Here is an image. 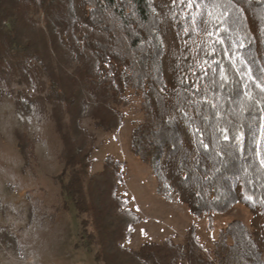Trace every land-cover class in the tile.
<instances>
[{
  "label": "trees",
  "instance_id": "trees-1",
  "mask_svg": "<svg viewBox=\"0 0 264 264\" xmlns=\"http://www.w3.org/2000/svg\"><path fill=\"white\" fill-rule=\"evenodd\" d=\"M27 75L95 264H264V0H0V79ZM130 116V151L162 164L193 218L240 207L248 224L230 219L208 246L194 227L126 246L140 217L117 160L92 172L91 156Z\"/></svg>",
  "mask_w": 264,
  "mask_h": 264
},
{
  "label": "rangeland",
  "instance_id": "rangeland-1",
  "mask_svg": "<svg viewBox=\"0 0 264 264\" xmlns=\"http://www.w3.org/2000/svg\"><path fill=\"white\" fill-rule=\"evenodd\" d=\"M26 77L0 79V264H95L94 252L79 240L73 206L57 185L63 168L60 138L48 110L32 99L37 79ZM130 119L110 134H97L91 156L92 172L107 157L117 160L118 191L140 217L126 246L179 242L191 227L208 246L230 219L248 224L249 213L240 207L225 217L215 215L210 225L206 217L193 218L162 164L146 168L130 151Z\"/></svg>",
  "mask_w": 264,
  "mask_h": 264
},
{
  "label": "snow or ice",
  "instance_id": "snow-or-ice-1",
  "mask_svg": "<svg viewBox=\"0 0 264 264\" xmlns=\"http://www.w3.org/2000/svg\"><path fill=\"white\" fill-rule=\"evenodd\" d=\"M221 76H222V79H225L226 80V77H224L223 74H221Z\"/></svg>",
  "mask_w": 264,
  "mask_h": 264
},
{
  "label": "built area",
  "instance_id": "built-area-1",
  "mask_svg": "<svg viewBox=\"0 0 264 264\" xmlns=\"http://www.w3.org/2000/svg\"><path fill=\"white\" fill-rule=\"evenodd\" d=\"M155 1V0H152V2Z\"/></svg>",
  "mask_w": 264,
  "mask_h": 264
}]
</instances>
